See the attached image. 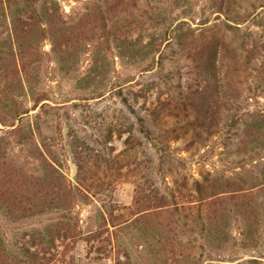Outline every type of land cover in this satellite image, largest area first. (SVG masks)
Returning a JSON list of instances; mask_svg holds the SVG:
<instances>
[{"label": "rangeland", "instance_id": "rangeland-1", "mask_svg": "<svg viewBox=\"0 0 264 264\" xmlns=\"http://www.w3.org/2000/svg\"><path fill=\"white\" fill-rule=\"evenodd\" d=\"M10 11L0 264H264V0ZM213 47L234 62L217 118L192 128L177 102Z\"/></svg>", "mask_w": 264, "mask_h": 264}, {"label": "trees", "instance_id": "trees-1", "mask_svg": "<svg viewBox=\"0 0 264 264\" xmlns=\"http://www.w3.org/2000/svg\"><path fill=\"white\" fill-rule=\"evenodd\" d=\"M15 1L0 0V22L6 19L9 10L10 23H14L15 20L11 17L13 12L10 11V7ZM20 1L28 3L31 0ZM232 62H234V57L230 56L222 47L218 50L213 47L197 61L198 67L194 74V84L187 87V97L184 96L182 100L179 99V102H177L179 109L192 112L193 117L191 119L190 116L182 118L186 123L190 119L192 128H207L209 130V126L217 118L215 115L219 108L218 104L222 92V86L219 84L221 81L227 80L228 70ZM171 202V204H175L173 198Z\"/></svg>", "mask_w": 264, "mask_h": 264}]
</instances>
